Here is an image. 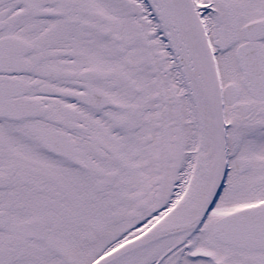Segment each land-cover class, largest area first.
I'll return each instance as SVG.
<instances>
[{"label": "snow or ice", "instance_id": "6c2138e0", "mask_svg": "<svg viewBox=\"0 0 264 264\" xmlns=\"http://www.w3.org/2000/svg\"><path fill=\"white\" fill-rule=\"evenodd\" d=\"M0 264H264V0H0Z\"/></svg>", "mask_w": 264, "mask_h": 264}]
</instances>
